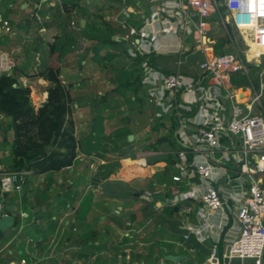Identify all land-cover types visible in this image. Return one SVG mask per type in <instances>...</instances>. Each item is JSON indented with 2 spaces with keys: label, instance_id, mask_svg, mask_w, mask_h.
Wrapping results in <instances>:
<instances>
[{
  "label": "crops",
  "instance_id": "0c3cea01",
  "mask_svg": "<svg viewBox=\"0 0 264 264\" xmlns=\"http://www.w3.org/2000/svg\"><path fill=\"white\" fill-rule=\"evenodd\" d=\"M63 1L68 2L0 0V22L11 26L10 33L0 30V58L8 57L14 65L5 75H14L18 86L30 89L38 109L47 99L49 83L36 75L58 66L74 100L70 117L82 149L70 168L39 176L29 173L19 193H3V176L11 172L13 132H7L6 141L0 136V215L5 213L4 196L20 198L14 204L8 200L13 205L7 208L20 226L0 254L7 251L14 259L21 255L19 259L35 264H209L214 249L216 264H255L225 262L229 243L239 235L233 210L244 201L248 179L231 171L227 157L223 163L228 170H218L212 182L225 202L222 210L209 211L200 202L183 200L181 195L204 184L189 166L198 155L176 136L173 111L149 103L156 81L177 69L179 57L185 84L199 76L204 59L194 46L191 27L181 40L173 0H77L76 7L67 3L68 11ZM215 15L208 19L214 47L219 39H236L228 15L218 20ZM64 33L74 43L65 42L62 50L68 49L67 54L57 60L49 48ZM242 34L247 40L248 32ZM136 47L147 52L145 62L137 66V58L129 55ZM229 48L235 50L226 43L224 49ZM245 55L257 59L258 49L252 47ZM136 67L140 86L134 95L120 86L129 84V72ZM197 98L195 91L180 94L178 100L185 107L197 105ZM96 117L102 119L97 134L92 132ZM6 122L0 116V129ZM171 131L181 148L173 149L166 140ZM183 156L188 162L185 172L177 167ZM180 173L182 184L172 182ZM185 205L191 212H182Z\"/></svg>",
  "mask_w": 264,
  "mask_h": 264
},
{
  "label": "built area",
  "instance_id": "2783aa9c",
  "mask_svg": "<svg viewBox=\"0 0 264 264\" xmlns=\"http://www.w3.org/2000/svg\"><path fill=\"white\" fill-rule=\"evenodd\" d=\"M222 1L227 10V23L240 35L244 50L238 49L236 39H232L230 42L235 48L232 53L215 54L208 19L217 11L216 0H173V15L179 21L181 40L186 38V30L191 27L194 46L204 59L199 64V76L185 84L179 72L182 63L179 57L177 69L156 81L155 89L149 94V103L173 111L176 136L187 149L198 155V160L189 162V166H194L195 175L204 184L181 195L183 200L200 202L209 211L222 210L225 202L212 182L219 174L218 170L227 169L223 163L227 157L233 166L231 171L237 177L248 179L244 201L233 210L239 235L228 245V260H253L260 264L264 252V0ZM0 30L10 33L11 26L7 21H1ZM242 31L248 32L247 40ZM178 47L181 53L184 45ZM252 47L258 49L257 59L248 60L245 52ZM129 55L145 57L147 52L136 47L129 49ZM13 66L8 57L0 58L2 75ZM249 66L260 68L257 83L249 77ZM142 68L148 70V65L143 63ZM234 74L245 76L248 87L234 86L231 82ZM195 91H198V104L181 107L179 95ZM181 158L177 167L185 172L188 162L184 156ZM91 168L96 171L93 166ZM28 174L26 171L7 172L1 183L2 192L19 193ZM182 178L180 173L173 175L171 181L182 184ZM181 210L189 213L191 207L181 206ZM216 254L213 249L209 264L217 263ZM8 264L35 263L20 259Z\"/></svg>",
  "mask_w": 264,
  "mask_h": 264
},
{
  "label": "trees",
  "instance_id": "16d2710c",
  "mask_svg": "<svg viewBox=\"0 0 264 264\" xmlns=\"http://www.w3.org/2000/svg\"><path fill=\"white\" fill-rule=\"evenodd\" d=\"M67 1H63L64 11H68L67 3L76 7L77 0ZM216 1L218 8L215 19L218 20L219 16L224 17L227 14V10L222 0ZM226 29H229V33H231L229 26H226ZM106 40V42L111 43L110 39L107 38ZM65 42L74 43L72 36L68 33L57 38V42L50 46V56H56L57 60H61L68 50H62ZM226 43L231 44L228 39H219L214 47L215 54L232 53L230 48L224 49ZM94 52L96 53L98 50L94 49ZM136 58L135 66L146 60L145 57L141 56ZM242 58L244 59L243 56ZM146 62L153 63V59H148ZM254 68L249 66V74L250 70ZM133 70L129 72V84L124 83L120 87L122 89L129 88V91L136 95L139 91L140 78L137 67ZM36 77H40L49 83L47 99L38 109L32 105L28 87L18 86L14 75L3 74L0 76V116L7 120L6 123L1 124L0 136L3 141H6L7 132L10 130L13 132L9 171H26L34 176H39L70 168L77 158L78 151L82 149L79 140L75 137V123L70 117L74 100L60 79L59 67L46 68ZM234 77H231V82L236 86L237 82L233 80ZM101 122L102 119L98 117L92 121L93 133H98V131L96 132L98 127L101 129ZM166 140L170 142L173 149L175 147L181 148L179 141L173 137V131L166 137ZM8 200L14 204L20 198L16 195L12 199H7L4 196V212L5 214H12L11 210L7 208ZM21 201L26 206V196L21 197ZM17 220L18 217L15 220L13 234L18 231L20 226ZM6 263L7 261L0 259V264Z\"/></svg>",
  "mask_w": 264,
  "mask_h": 264
},
{
  "label": "rangeland",
  "instance_id": "374dc122",
  "mask_svg": "<svg viewBox=\"0 0 264 264\" xmlns=\"http://www.w3.org/2000/svg\"><path fill=\"white\" fill-rule=\"evenodd\" d=\"M247 33V32H246ZM234 34H235V37H236V41H237V43H238V45H239V49L240 50H244V48H245V46H244V44H243V42H242V39H241V37H240V35L238 34V32H236V31H234ZM259 71H260V68H254V69H251L250 70V78H251V80L254 82V83H257V79H258V73H259ZM233 80L234 81H236L237 82V84H236V86L237 87H240V88H247L248 87V81H247V79L244 77V76H241V74H235V77L233 78ZM11 205V203H7V206L8 205ZM13 233V231L11 232V233H9L6 237H5V239L4 240H2L1 242H0V250L2 249V247H3V245L5 244V242H6V239H8L10 236H11V234ZM1 256V258H7V257H9V260H15L16 262L17 261H19L20 259V256L21 255H19L16 259H14V257L12 258V256L10 255H8V252L7 251H1V254H0ZM6 261V260H5ZM8 261V260H7ZM250 263H252L251 261H249ZM238 264H240V262L238 263Z\"/></svg>",
  "mask_w": 264,
  "mask_h": 264
},
{
  "label": "water",
  "instance_id": "95a60500",
  "mask_svg": "<svg viewBox=\"0 0 264 264\" xmlns=\"http://www.w3.org/2000/svg\"><path fill=\"white\" fill-rule=\"evenodd\" d=\"M15 86V85H14ZM133 139V135L128 136V140L131 141ZM157 197V196H156ZM160 198V196H159ZM16 220L15 214H2L0 215V242L5 239V237L11 233L14 229V224ZM19 220V219H18ZM229 248L226 251V256L228 257ZM177 257H172V261H176ZM261 264H264V252L261 258ZM228 261V258L225 259V262Z\"/></svg>",
  "mask_w": 264,
  "mask_h": 264
},
{
  "label": "bare ground",
  "instance_id": "6f19581e",
  "mask_svg": "<svg viewBox=\"0 0 264 264\" xmlns=\"http://www.w3.org/2000/svg\"><path fill=\"white\" fill-rule=\"evenodd\" d=\"M244 32H247V31H244Z\"/></svg>",
  "mask_w": 264,
  "mask_h": 264
}]
</instances>
